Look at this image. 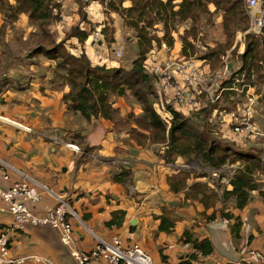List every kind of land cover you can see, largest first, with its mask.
Segmentation results:
<instances>
[{"label": "crops", "instance_id": "crops-1", "mask_svg": "<svg viewBox=\"0 0 264 264\" xmlns=\"http://www.w3.org/2000/svg\"><path fill=\"white\" fill-rule=\"evenodd\" d=\"M20 18L30 26L24 15L19 16L16 22ZM72 19L77 21L78 16L72 15ZM16 22L4 25L0 15V44H4L0 48V80L5 81L0 91V101L5 104L0 106V111L7 113L0 115L30 131L0 123V153L7 160L0 159L10 167V180L4 186L28 178L34 194L40 195V202L32 207L37 214L53 208L56 197L65 200L77 215V218L71 219V223L74 246L80 250H89L95 243L94 237L108 239L119 236L124 244H139L151 256L153 264H178L190 252L180 241L183 231L187 229L195 238H207L212 243L213 252L203 257L201 264H250L243 260L245 251L264 253L263 196L253 192L246 208L240 211L233 209L231 202L225 205V211L238 216L242 223L237 238L230 232L232 222L223 224L219 218L208 222L207 216L219 211L222 204L205 209L197 199L191 197L189 187L196 183L206 184L207 187L213 185L205 181L206 177L191 178L186 180L184 190L176 193L170 190L169 177L187 168H183L185 164L180 158L175 163H165L162 144L150 142L149 139L141 142L134 135L135 132L148 135V132L135 122L128 121L142 114L141 106L132 95L128 103L124 96L112 98L118 123L117 120L114 123L102 118L86 120L79 113L69 111L62 101L63 95L69 91L67 85L56 88L55 79H42L45 73H41L36 65L33 69L31 66L34 63L26 65V69L18 64L14 66V57L6 45L13 37L11 28ZM92 26L101 29L103 24ZM31 28L35 27L31 25ZM176 28L175 31L179 32ZM175 31L171 33L173 44L167 51L162 48V42L153 51L154 65L165 59H183ZM162 32H157V36L161 37ZM101 39L93 42L88 37L83 44H74L73 41L70 44L74 47V53L81 54L83 49L91 54L95 65L119 66L110 61L107 50L100 52V56H94V46L106 45ZM26 57L32 59L33 56L26 55L24 59ZM48 61V64L52 62ZM19 83L23 85L19 86ZM18 87L21 88L17 90ZM68 144L76 145L79 152L70 150ZM123 168L130 171V181L115 183L114 175ZM210 174L209 170L208 179L212 181ZM41 185L46 186L48 192L42 190ZM217 194L221 196V192ZM116 210L125 212L122 225L105 227V222L111 219V213ZM159 215H167L174 220L170 233L158 231L156 217ZM131 222L134 224L130 225ZM10 223L11 217L0 213V227ZM91 226L97 228L96 232ZM11 240L12 256L47 257L55 264H73L56 233L48 227H27L11 236ZM24 264L39 263L31 259Z\"/></svg>", "mask_w": 264, "mask_h": 264}, {"label": "trees", "instance_id": "trees-1", "mask_svg": "<svg viewBox=\"0 0 264 264\" xmlns=\"http://www.w3.org/2000/svg\"><path fill=\"white\" fill-rule=\"evenodd\" d=\"M261 1L264 8V0ZM100 3L105 5L104 10L107 12L119 15L124 25L135 34L137 53L127 69L119 66L108 67L105 64L95 65L87 51L79 55H72L68 52L73 48V45H71L72 48L68 46L70 41L74 44H83L94 30L92 26L94 24L85 16L79 17L77 24L70 28L68 36L56 43V33L51 28L63 18L62 4L59 0H0V15L4 25H11L19 16L24 15L28 19V24L37 28L44 36L52 34L50 47L40 48V46L33 51L55 62L57 70L64 71L63 78H65L69 91L63 95L62 101L69 111L79 113L86 120L102 118L115 123L116 110L113 108L112 98L123 97L130 92L141 106L142 114L137 120L139 119L138 122L140 121L143 125L138 126L148 132V135L137 132L134 135L141 142L149 139L150 142L162 144L164 147L162 159L165 163H175V160L180 158L183 164L187 165L190 161L197 160L200 166L208 170H217L226 164L239 163V167L232 172L226 185L216 181V189L212 191L206 184L201 183L189 187L191 197L197 199L205 209L214 207L217 203L222 204L219 211H213L207 216V221L211 222L219 218L232 222L229 227L230 232L234 238H237L242 223L238 216L225 211V205L231 202L233 209L240 211L246 208L252 199L253 192L264 197V190H262L264 180L257 176V174L264 175V160L262 149L249 147L251 144L248 141L235 139L230 134L232 124H227L225 114L230 111L238 112L241 108L238 103L234 102L237 93L235 94V91L231 89L234 88L233 79L221 83L222 87L231 89L223 92L222 100L229 96L233 97L234 101L230 102L232 106L217 109L216 106L220 100L216 104L204 105L196 112H187L185 109H175L167 105L172 116L170 126L167 128L154 110L156 95L153 78L148 73L145 62L148 54L159 48L161 41L171 47L173 44L171 31L175 30V24L187 20L191 21V27L180 36L181 54L184 57H191L193 42L197 35V25L201 16L210 15L208 9L210 5L214 8V12L220 10L223 13L222 31L227 35V43L225 46L213 48L202 59H212V62L219 61L226 49L232 45L234 32L237 29L245 31L247 28L248 18L244 12L243 2L241 0H100ZM159 24H162L163 35L161 37L150 35V31ZM85 26H89V29H85ZM101 34L109 44L114 43L113 33L109 35V39H106L108 38L106 25L101 28ZM59 38L61 37L58 35ZM56 60L59 62L56 63ZM239 61L240 67L232 74V78L244 75V79L249 81L253 76L260 84H264L263 37L246 34L244 52L239 55ZM207 66L210 70H219L222 63L217 67H211L210 64ZM236 85L238 88L242 87V84ZM218 115L222 116L221 119L223 118L224 122L218 123L217 128L216 125H212L211 129V124L219 119ZM254 122L258 123L256 119ZM210 132L212 136H219L218 140H223L224 143L215 140L214 137L210 138ZM203 177L205 176L194 178ZM129 178L130 171L123 168L114 175L113 181L125 184L130 181ZM191 178L185 170H181L177 175L169 177L170 190L174 193L184 190L186 180ZM218 190L221 192L220 197L217 194ZM124 216L125 212L122 210L113 211L111 219L105 222V227H120ZM156 220H158L159 232L170 233L174 227V220L170 216L159 215ZM180 241L182 244H189L195 254L189 253L178 264H192V261L197 259V255L205 257L213 252L209 239L195 238L187 229L183 231Z\"/></svg>", "mask_w": 264, "mask_h": 264}, {"label": "built area", "instance_id": "built-area-1", "mask_svg": "<svg viewBox=\"0 0 264 264\" xmlns=\"http://www.w3.org/2000/svg\"><path fill=\"white\" fill-rule=\"evenodd\" d=\"M241 1L245 4V13L249 20V27L245 30V35L253 34L264 38L262 1ZM159 26L163 31L162 24ZM150 33L155 34V31L152 29ZM100 37L101 30L96 27L90 38L95 42ZM161 46L164 50L170 48L164 42L161 43ZM115 56L120 58L119 50L115 52ZM152 56L153 53L148 54L145 66L153 78L156 95L153 107L167 128L172 119L167 105H171L175 109L196 112L204 105L216 104L222 100L224 91L233 89L238 95H243L245 101L241 105L240 111H230L225 114L227 124H232L231 136L235 139H245L250 144L255 143L259 138H264V131L260 129V123L254 122L256 116H260L255 105L257 94H254L253 88L246 84L244 75L231 77L238 69L234 67L230 51L222 57V66L215 72L209 70L205 60H193V55L191 57L182 56L183 59L180 60L165 59L157 65L153 64ZM230 79H233L234 88L228 89L221 86L222 82ZM236 84H242V87L236 88ZM223 122L222 118L220 123ZM0 123L12 124L24 131H30L29 128L6 119L2 115H0ZM67 147L74 152H79L76 145L68 144ZM224 166L217 170L211 169L210 175L214 181L226 185L230 177L225 180L224 178L227 176L221 175ZM183 168H187V166L184 165ZM9 169V165L0 159V213L8 214L11 217V223L0 228V264H24L31 259L39 264H55L47 257L10 255L11 236L27 227L52 229L56 233L60 245L68 251L73 264H153L151 256L139 244H124L119 236H111L108 239L94 237L95 243L87 251L76 248L71 223L72 218H77L75 211L65 200L56 197V204L53 208L47 209L43 214H37L32 207L40 202V195L34 194L28 178L4 186L10 180ZM41 189L48 192L46 186L41 185ZM222 222L225 224L227 221L223 220ZM183 246L190 249L189 253L195 254L189 244H183ZM202 259L203 256L197 255V259L192 261V264H201ZM243 260L250 264H264V253L248 250L243 253ZM215 264L221 263L216 262Z\"/></svg>", "mask_w": 264, "mask_h": 264}, {"label": "rangeland", "instance_id": "rangeland-1", "mask_svg": "<svg viewBox=\"0 0 264 264\" xmlns=\"http://www.w3.org/2000/svg\"><path fill=\"white\" fill-rule=\"evenodd\" d=\"M61 4H62L61 14H63L64 16L60 22H58L56 25H54L51 28V30L56 33V43L60 42L65 37H67L68 34L70 33V28L77 24V21L72 19V15L78 16V19L79 17L85 16L88 20L91 21L92 24L97 25V23H100V24L106 25L107 33H108L107 34L108 38L106 39H109L110 38L109 35H111L112 33H113V38L115 39L113 44L112 43L109 44L105 40V38L102 37L103 41L104 40L106 41L104 42L106 43V45L104 47L94 46V49H95L94 56H98L100 52L103 53L107 50V52L109 53L110 61L117 63L119 67H123L126 69L130 67L131 61L136 57V53H137V51L135 50L136 37H135L134 32L124 25L123 19L119 15L112 13V12H107L106 10H104L105 5L101 4L100 0H61ZM243 5H244V12H245L244 2H243ZM208 9H209L210 15L201 16V19L197 25V35H196L195 41L193 42L194 43L193 44V56H192L193 60H202V57H205V55L210 53L213 48L217 46H225L227 43V35L223 33L222 31V15H223L222 11L217 10L214 12V8L212 7V5H210ZM15 24L16 25L13 28H11V32H13L12 33L13 37L8 41V44L6 45L8 49L10 48L9 51L12 52V56L14 57V66L18 64V66L24 67L26 69L25 67L26 65L34 63L31 66L32 68L34 67V65H36L41 71V73H45L43 74L42 79L43 78L44 79L48 78L49 80L52 78L55 79L56 88H58L57 86L62 87L66 85L65 78H63L65 75L64 71L57 70L55 68L56 67L55 62L53 61L50 62V64H48L49 61L43 54L34 53L35 48L37 47H40V46H41L40 48L50 47V45L52 44L51 41L53 39L52 34L49 33V36L48 35L44 36L37 28H31V25L30 26L26 25V23L24 22V19L22 18H20V20L17 21ZM176 27H178V29L180 30L179 31L180 33L178 31L177 32L175 31L177 29ZM190 27H191V21L189 20L183 23L175 24L174 31L176 32V34H178L177 45L181 44L182 46L180 36L185 34V31L189 30ZM248 27H249V20H248V25L246 29H248ZM85 29H89V26H85ZM153 30L155 31V34H150V35L157 36V32L161 31L159 26H157L156 28H153ZM46 31L48 30L46 29ZM172 32L173 31H171V33ZM58 35L61 38L58 39ZM162 35H163V32H162ZM96 45H99V44H96ZM2 46H4V44H0V48ZM68 46L72 48L71 44H68ZM244 47H245V31H242V29H237L233 34L232 45L228 49H226L225 53L219 58V61L212 62V59H207L205 60V63L210 64L211 67L212 66L217 67L219 66L220 63H222L223 61L222 57L225 56L226 52L230 51V55H231V59L233 60L234 67L235 69H239V66H240V61H239L240 54L239 53L244 52ZM175 49H176V45H175ZM118 50L121 53L120 58H116L115 56V52ZM164 51H167V50L165 49ZM68 52L72 55H79V53L77 52L74 53L72 49L70 51L68 50ZM81 52H83V49ZM180 54H181V50H180ZM26 55H29L31 57L33 56V57L32 59H29L28 57L24 59ZM168 55H170V51L168 52ZM89 56H90V59L93 58L91 54H89ZM97 61L98 63L100 62V60H97ZM58 62L59 60H56V63ZM263 67H264V64H263ZM4 82L5 81L3 79L0 80V91L2 87L5 86ZM245 82L246 84H249L251 88H253L254 94H257L255 105H256V110L258 113H260L261 117L256 116V119L258 123H260V126H261L260 129L264 131V84H260L253 76H251L249 81H246L245 79ZM18 85L22 86L23 83L22 84L19 83ZM235 87L238 88L237 85H235ZM20 88L18 87L17 90ZM234 93L236 94V92ZM237 95L238 94H236L234 97L235 101L230 100L231 98L230 96L228 98L226 97L227 99L223 98V100H221L218 103L216 108L222 109V108H225L226 106L230 107L232 106L230 105L232 101H234L235 103H238L240 107L244 103L245 97L243 95H238V96ZM130 96H131V93L127 92L125 96L123 97L126 103H128L127 101L128 99H130ZM3 103L5 104V102L0 101V106ZM225 111H229V110H225ZM1 114L7 115V113L5 112H2ZM114 115L116 119L117 118L116 116L118 115L117 111L114 113ZM217 117H219V119L215 120V123L211 124V129H212V125L213 126L216 125L215 127L217 128V124L220 123L218 121L221 120L222 116L218 115ZM13 118L16 119V117H13ZM138 120L137 118H130V120L128 121L135 122L138 125H143L142 123H140V121L138 122ZM116 122L118 123V120ZM120 124L121 123H119V125ZM218 127H219V124H218ZM209 129H210V125H209ZM209 137L210 138L214 137L215 140L221 143H224L223 140L222 141L220 139L218 140L219 136H216V135L212 136V132L209 133ZM251 146L262 149V157L264 160V138H259L255 143L251 144L249 147ZM0 158L5 160L6 156L0 153ZM237 167H239V163H234L232 165L226 164V166L223 167V171H222V175L227 176L224 179L227 180L228 177H231L232 171L236 170ZM185 171L188 174V177L194 178V177L205 176L206 177L205 181L210 182V184L213 185V188L208 187L210 191H212V189H214L217 185L216 181H214L213 179L212 181L208 179L209 170L200 166L197 160L190 161L187 164V169H185ZM29 174L33 176V174L31 173ZM257 176L259 179H263L264 177L263 174H257ZM218 191L220 192V190ZM207 193H209V191ZM91 228L93 231L96 232L97 228L95 226H91Z\"/></svg>", "mask_w": 264, "mask_h": 264}, {"label": "water", "instance_id": "water-1", "mask_svg": "<svg viewBox=\"0 0 264 264\" xmlns=\"http://www.w3.org/2000/svg\"><path fill=\"white\" fill-rule=\"evenodd\" d=\"M133 224H134V222H131V223H130V225H133Z\"/></svg>", "mask_w": 264, "mask_h": 264}]
</instances>
